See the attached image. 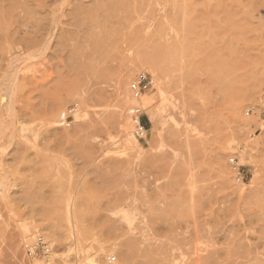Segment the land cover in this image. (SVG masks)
Segmentation results:
<instances>
[{
    "label": "rangeland",
    "instance_id": "rangeland-1",
    "mask_svg": "<svg viewBox=\"0 0 264 264\" xmlns=\"http://www.w3.org/2000/svg\"><path fill=\"white\" fill-rule=\"evenodd\" d=\"M27 1L0 0V264L47 262L38 238L52 264H119L130 243L128 264H264V0H129L128 20Z\"/></svg>",
    "mask_w": 264,
    "mask_h": 264
},
{
    "label": "bare ground",
    "instance_id": "bare-ground-1",
    "mask_svg": "<svg viewBox=\"0 0 264 264\" xmlns=\"http://www.w3.org/2000/svg\"><path fill=\"white\" fill-rule=\"evenodd\" d=\"M28 1H30V0H28ZM27 1V2H28ZM35 1V0H34ZM33 1V2H34ZM110 1H112L113 3H106V4H102V5H100V4H98L97 5V8H96V11H98L99 9H100V11L102 12V15H105L106 14V16H108L110 13H124L125 15H124V19L125 20H128V18H129V15H130V11H128V10H130V9H133L134 7H132V5H131V3H130V1L129 0H110ZM109 2V1H108ZM138 3V2H137ZM63 9V8H62ZM137 9V8H136ZM79 10V9H78ZM80 10H82V9H80ZM79 10V11H80ZM94 9H92V10H89V12H92ZM134 10V9H133ZM138 10V9H137ZM57 11V13H58V11H60V10H56ZM83 11V10H82ZM135 11V10H134ZM62 14V13H61ZM91 15H89L87 18H86V20L87 21H90V22H93V21H95L96 19H98L97 17H99L98 15H95V14H93V13H90ZM107 27H103V31H101V32H99L97 35H91L89 38H88V41H87V43H88V45H89V47H90V51H91V53H97L98 54V56L99 57H102L103 59L104 58H107L108 57V54H109V51L108 50H110V48H111V44L109 43V42H111L112 41V37H113V33H114V31L112 32V33H109V31L110 30H108V29H106ZM113 34V35H112ZM140 39V36H138V35H135V36H131V38H130V40L131 41H138ZM81 50H83V49H81V48H78V49H74V51H73V56L75 57V56H77L78 55V52L80 51L81 52ZM153 59H155V58H157V56H154V57H152ZM86 64V63H85ZM85 64H83L82 63V65H83V68H85ZM208 64V63H207ZM88 66H92V68H94V66H95V62L93 61V60H91L90 59V61H89V63H88ZM207 69L213 74V77H212V81H213V83H215V84H221L222 86H223V90H224V92H228L229 90H231L233 87H232V85L227 81L226 82V80L224 79V77H223V69H224V66L222 65V64H219L218 62H216V63H214V62H211V63H209L208 64V66H207ZM3 90H1L0 91V100L1 99H3L4 97H3V92H2ZM131 93V92H130ZM127 95H129V94H127ZM142 96H144L143 97V102L142 103H144L145 104V106H147V107H151V105L153 104V99L150 97V96H146V94H143V95H141L140 97H135V98H137L138 100H137V103L139 102V101H142V99H140ZM129 98H130V95H129ZM128 98V99H129ZM130 99H132V98H130ZM129 99V100H130ZM134 100V99H133ZM136 100V99H135ZM125 102V101H124ZM128 102H131V101H128ZM133 102H135V101H133ZM134 104V103H133ZM141 104V103H140ZM122 109V108H121ZM135 107L134 108H132L131 110H130V112H129V115H130V117L133 119V121L135 122V127H136V129H137V125L139 124V116H134V112H135ZM1 110H3V103H2V101H0V111ZM123 110V109H122ZM64 115H66V113H62L61 114V118L63 119V117H64ZM122 114H120V116H121ZM57 114L53 117V115H52V118H57ZM77 118H79V117H77ZM156 116H153V122L154 121H156ZM125 120V119H124ZM64 121V120H63ZM53 122H57V120H54ZM128 122V121H127ZM133 122V123H134ZM125 124V123H124ZM127 125V124H126ZM128 125H129V128H131V124H129L128 123ZM132 129V128H131ZM135 129V130H136ZM129 132V131H128ZM132 134V133H131ZM132 142V141H131ZM235 169V171L239 174V169H240V167H238L237 165H236V167L234 168ZM85 213V211H84V209L82 208V209H80L79 210V215H83ZM114 245V244H113ZM128 251H127V253H125L124 255H123V257H122V259H121V261H120V263L119 264H128L130 261H131V255H130V252H133V251H131L132 249H133V247H134V244H132V243H130L128 246ZM193 247V246H192ZM114 248H116V247H114ZM114 248L113 247H111V249H113L114 250ZM127 249V248H126ZM47 257V262H44V263H41V262H39V263H37V264H52V259H49L50 258V255H48V256H46ZM49 257V258H48ZM32 259H35V257L34 258H32Z\"/></svg>",
    "mask_w": 264,
    "mask_h": 264
},
{
    "label": "built area",
    "instance_id": "built-area-1",
    "mask_svg": "<svg viewBox=\"0 0 264 264\" xmlns=\"http://www.w3.org/2000/svg\"><path fill=\"white\" fill-rule=\"evenodd\" d=\"M153 85H154L153 78L147 73H141L131 84V90L135 94L136 97H139L143 95L144 93L151 91L153 88ZM73 112H74V109L67 111L66 115H64L63 117L65 122L69 120ZM142 115H143V112L141 108H136L134 112V116H139V120H138L139 124L137 125V129L135 132H136V136L139 139H144L147 133V130L142 122ZM239 173H240V170H239ZM25 248H26L27 255L31 258L37 257L40 254H45L48 256L49 251H50L48 244L45 243L43 238H38L37 241L32 245L27 244Z\"/></svg>",
    "mask_w": 264,
    "mask_h": 264
}]
</instances>
